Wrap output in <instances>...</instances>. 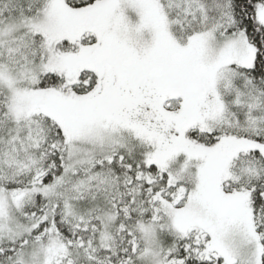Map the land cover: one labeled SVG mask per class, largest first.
<instances>
[{
	"label": "snow or ice",
	"instance_id": "obj_1",
	"mask_svg": "<svg viewBox=\"0 0 264 264\" xmlns=\"http://www.w3.org/2000/svg\"><path fill=\"white\" fill-rule=\"evenodd\" d=\"M0 264H264V0H0Z\"/></svg>",
	"mask_w": 264,
	"mask_h": 264
}]
</instances>
